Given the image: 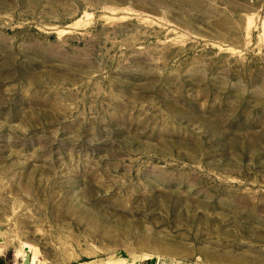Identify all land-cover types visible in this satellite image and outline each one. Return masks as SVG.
Segmentation results:
<instances>
[{"label": "rangeland", "instance_id": "obj_1", "mask_svg": "<svg viewBox=\"0 0 264 264\" xmlns=\"http://www.w3.org/2000/svg\"><path fill=\"white\" fill-rule=\"evenodd\" d=\"M0 264H264V0H0Z\"/></svg>", "mask_w": 264, "mask_h": 264}, {"label": "water", "instance_id": "obj_2", "mask_svg": "<svg viewBox=\"0 0 264 264\" xmlns=\"http://www.w3.org/2000/svg\"><path fill=\"white\" fill-rule=\"evenodd\" d=\"M29 260H30V257H29V256H27V263L29 262Z\"/></svg>", "mask_w": 264, "mask_h": 264}, {"label": "bare ground", "instance_id": "obj_3", "mask_svg": "<svg viewBox=\"0 0 264 264\" xmlns=\"http://www.w3.org/2000/svg\"><path fill=\"white\" fill-rule=\"evenodd\" d=\"M250 18V17H249ZM250 20V19H249ZM248 25V24H247ZM251 25V24H250ZM250 27V26H249ZM251 29V28H250Z\"/></svg>", "mask_w": 264, "mask_h": 264}]
</instances>
